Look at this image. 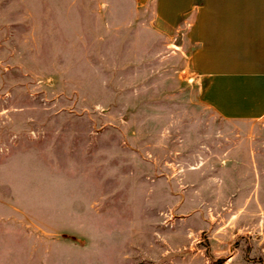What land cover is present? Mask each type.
<instances>
[{"label": "rangeland", "instance_id": "374dc122", "mask_svg": "<svg viewBox=\"0 0 264 264\" xmlns=\"http://www.w3.org/2000/svg\"><path fill=\"white\" fill-rule=\"evenodd\" d=\"M180 42L136 0H0V264H264V117Z\"/></svg>", "mask_w": 264, "mask_h": 264}, {"label": "crops", "instance_id": "0c3cea01", "mask_svg": "<svg viewBox=\"0 0 264 264\" xmlns=\"http://www.w3.org/2000/svg\"><path fill=\"white\" fill-rule=\"evenodd\" d=\"M177 32L201 99L226 119L264 117V0H136Z\"/></svg>", "mask_w": 264, "mask_h": 264}]
</instances>
